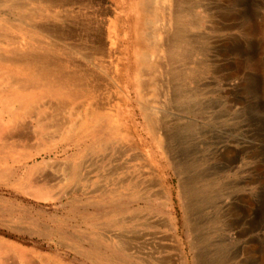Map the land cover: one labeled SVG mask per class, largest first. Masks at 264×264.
<instances>
[{
	"label": "rangeland",
	"instance_id": "rangeland-1",
	"mask_svg": "<svg viewBox=\"0 0 264 264\" xmlns=\"http://www.w3.org/2000/svg\"><path fill=\"white\" fill-rule=\"evenodd\" d=\"M0 264H264V0H0Z\"/></svg>",
	"mask_w": 264,
	"mask_h": 264
},
{
	"label": "bare ground",
	"instance_id": "bare-ground-1",
	"mask_svg": "<svg viewBox=\"0 0 264 264\" xmlns=\"http://www.w3.org/2000/svg\"><path fill=\"white\" fill-rule=\"evenodd\" d=\"M163 1H164L165 3L168 2V0H163ZM158 4H159V3H158ZM157 6H158V5H157ZM175 39H176V38H175ZM172 40H173V39H172ZM173 41H175V40H173ZM176 41H177V40H176ZM176 41H175V42H176ZM175 42H174V43H175ZM174 43H173V44H174ZM180 43H181V40H180V41H177V44H175L174 47H172V48H174L173 51H175V52H177L178 54H181V55H182V53H181V51H180V50H181V45H179ZM173 44H172V45H173ZM172 45H171V46H172ZM182 48H183V47H182ZM171 52H172V50H171ZM175 52H174V53H175ZM171 55H172V54H171ZM170 58H171V57H170ZM156 70H157V69H156ZM28 183H29V182H28ZM21 251H22V250H21ZM8 263H9V262H8Z\"/></svg>",
	"mask_w": 264,
	"mask_h": 264
}]
</instances>
